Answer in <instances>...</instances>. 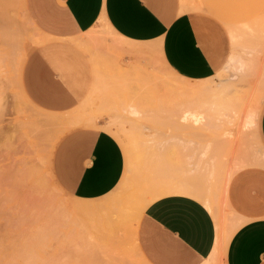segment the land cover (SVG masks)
I'll return each mask as SVG.
<instances>
[{
  "label": "rangeland",
  "instance_id": "obj_1",
  "mask_svg": "<svg viewBox=\"0 0 264 264\" xmlns=\"http://www.w3.org/2000/svg\"><path fill=\"white\" fill-rule=\"evenodd\" d=\"M202 1L182 0L188 7L193 2L192 11L207 14L224 24L230 38V54H233L218 73L205 80L218 89L215 96H183L178 92L186 85L204 80L176 75L161 61L154 46L146 44L143 54L134 55L122 51L111 34L102 31L96 34L95 30L87 34L89 39L101 36L105 41L103 52L99 53L98 38L87 48L92 66L99 74L97 81H101L98 90L89 91L85 105L76 116H101L103 127L122 145L126 166L118 186L108 195L91 200L96 203H87L74 200L62 190L51 169L56 140L76 122L53 120L65 116L39 109L21 90L19 79L24 57L44 37L28 15L26 0H0V12L9 10V24L21 42L19 68L0 69L4 97V109L0 113V264H86L94 254L95 234L107 233L104 236L107 240L97 243L102 247L104 243L109 244L110 229L132 222L136 226L135 217L165 191L166 184L162 183L192 185L211 192L215 202L222 204L221 187L224 180L232 177L231 167L234 166V174L236 165L244 167L250 162V165L264 166V145L257 135L260 109L264 105V0L255 3L254 0H218L234 4V25L201 7ZM3 24L0 18V25ZM171 87L174 91H169ZM223 99L244 102L245 106L248 103L249 110L252 104V114L247 117L246 110L240 108V115L229 114L225 120L223 111L217 110ZM230 121L237 124L234 143L226 140L224 133ZM16 127H21L23 136L18 135L21 132ZM25 131L34 136L38 133L36 136L42 139H32L33 134L26 136ZM118 136L129 142V146ZM36 140L39 145L33 151ZM26 141L32 148L25 145ZM257 155L260 161L255 160ZM32 167L40 172L37 170V175H32ZM81 203L87 204L83 205L85 210L101 206L91 212L83 211ZM232 213L225 206L219 213L221 229L224 237L227 236L225 245L221 256L205 264H225L229 240L237 230L230 227L231 222H241ZM220 219L227 221L222 223ZM72 245L79 248L73 257ZM88 245L91 250H87Z\"/></svg>",
  "mask_w": 264,
  "mask_h": 264
},
{
  "label": "crops",
  "instance_id": "obj_2",
  "mask_svg": "<svg viewBox=\"0 0 264 264\" xmlns=\"http://www.w3.org/2000/svg\"><path fill=\"white\" fill-rule=\"evenodd\" d=\"M199 5L234 25V4L204 0ZM191 7L182 0H26L28 15L44 39L24 57L21 90L39 109L65 116L53 120L93 117L64 130L52 150L53 176L74 200L96 203L91 200L108 195L121 183L126 167L122 145L103 127L102 117L76 116L101 81L87 48L98 38L99 53L103 52L105 41L87 34L93 30L111 34L125 53L143 54L146 44L154 46L178 76L207 80L229 56L233 58L230 38L222 22ZM260 110L257 135L264 145V105ZM162 184L165 191L137 215L136 226L110 229L109 244L102 247L97 243L106 241L107 233L95 234L94 254L86 264H205L221 256L224 247L216 219L224 206L241 220L231 222L237 230L229 240L225 264H264V166H244L224 180L222 204L211 192L192 185ZM76 249L72 245V257Z\"/></svg>",
  "mask_w": 264,
  "mask_h": 264
},
{
  "label": "bare ground",
  "instance_id": "obj_3",
  "mask_svg": "<svg viewBox=\"0 0 264 264\" xmlns=\"http://www.w3.org/2000/svg\"><path fill=\"white\" fill-rule=\"evenodd\" d=\"M6 12H4V11H1L0 12V18L4 21V24L3 25H0V44H1V46H0V69L1 68H9V67H11V69H15V68H18V56H19V47H20V41L16 38V35H15V33H14V30H12V26L9 24V22H10V19H11V16H10V13L7 11V10H5ZM20 42V43H19ZM165 64V63H164ZM168 68V67H167ZM171 70V69H170ZM172 71V70H171ZM173 72V71H172ZM2 74H3V71L1 72L0 71V77L2 76ZM177 75V74H176ZM3 77V76H2ZM3 78H0V83L3 81L2 80ZM2 80V81H1ZM205 81V80H204ZM201 82V83H199V84H193V85H186V87H184L183 88V90H182V88H180L181 90L180 91H178V92H181V93H183L184 95L183 96H185L186 94L187 95H190V96H193V97H203V96H205V95H207V94H212V96H215L216 94H217V92H218V89H216V87L215 86H213V84H212V82H210V81H205V82ZM171 86V85H170ZM0 87H1V84H0ZM176 90H178V88H175ZM174 91L173 90V88L171 87L170 89H169V91ZM181 93H178V95L179 94H181ZM182 95V94H181ZM217 98V97H216ZM3 99H4V97H3V95H2V89L0 88V113H1V111H2V109H4V107H3ZM221 100V99H220ZM219 101V100H218ZM235 101H237V100H235ZM235 101H231V99H229V100H224L223 99V101L218 105V108H217V110L219 111V109H220V112L221 111H223L222 112V114H223V116L225 117V120L227 119L228 120V115L229 114H232L233 116H238V115H240V111H241V109L240 108H242V110H246V114H247V117H250V115L252 114V110H253V108H251L252 107V104H251V106H250V110H249V108H247L246 109V106H248L247 104H246V106L244 105V102H243V104H241V102L239 103L238 101L237 102H235ZM246 103V102H245ZM5 105V104H4ZM255 108V107H254ZM256 108L257 109H259V105H257L256 106ZM255 108V109H256ZM220 112H218V114H219V116H220ZM221 114V115H222ZM1 116V115H0ZM222 116V117H223ZM86 120H93V117H90V118H88V119H86ZM69 122H72V121H74V118L73 119H70V120H68ZM77 121H80L79 119H77V120H75V122H77ZM235 122V121H234ZM66 123H67V121H66ZM230 123H231V121H230ZM23 124V123H22ZM69 125V124H68ZM229 125V126H228ZM227 126H228V128H227V130H226V132H224L225 134H226V140H230L231 142H235V138H236V127H237V124L235 123H231V124H228ZM19 126H21V127H24L23 125H19ZM21 127H19V129H18V127H16L17 129H18V131L19 132H21V134H18V135H20V137L21 136H23V133H24V131H23V133H22V131L20 130V128ZM25 128V127H24ZM120 128V127H119ZM27 130H28V128H26ZM32 129V128H31ZM30 129V130H31ZM226 129V128H225ZM12 131V130H11ZM8 132V131H7ZM9 132H10V130H9ZM19 132H17V133H19ZM28 131H25V134H26V136H28L29 134L31 135V134H33V133H27ZM32 132V131H31ZM219 133V132H218ZM222 133V132H221ZM28 134V135H27ZM38 134V133H37ZM37 134H35V136H34V134L33 135H31V137H32V139L34 138V139H37V137H39V136H36ZM29 135V136H30ZM41 135V134H40ZM16 136H17V134H16ZM34 136V137H33ZM18 137V136H17ZM19 137V138H20ZM40 138V140L42 139L41 137H39ZM218 139V138H217ZM28 140V139H27ZM213 140V139H212ZM215 141V140H214ZM31 142H32V140H31ZM225 142V141H224ZM26 144V146H28V148L32 145L31 143L29 144V142H25ZM29 145H28V144ZM37 143V140H36V142H34V144H36ZM223 143V142H222ZM24 145V144H23ZM37 145H39V144H36V147H34L33 145V151L35 150L36 151V149H34V148H37ZM32 146H31V148H32ZM39 148L41 147V146H38ZM30 148V149H31ZM38 148V149H39ZM30 149H29V151H30ZM40 150V149H39ZM31 151H32V149H31ZM39 152V151H38ZM41 152V151H40ZM36 153V152H35ZM244 155H246V154H244ZM32 156V155H31ZM35 156V155H34ZM243 156V155H242ZM248 156L250 157V156H253V155H250V154H248ZM24 157V156H23ZM240 157V156H239ZM26 158V157H25ZM31 158V157H30ZM29 158V159H30ZM33 158V157H32ZM31 158V159H32ZM243 158V157H242ZM246 159H247V157H245ZM244 158V159H245ZM27 159V158H26ZM26 159H24V162H25V160ZM243 159V160H244ZM254 159V158H253ZM241 160V159H240ZM255 160H257V161H260V157L257 155V157H256V159ZM255 160H253V161H255ZM29 161H31V160H29ZM242 161V160H241ZM248 161V160H247ZM252 161V160H251ZM33 162V161H32ZM249 162V161H248ZM35 163V162H34ZM243 163V162H242ZM245 163H246V161H245ZM245 163H243V164H245ZM252 163H254V162H252ZM257 163V162H256ZM24 164V163H23ZM33 164V163H32ZM36 164V163H35ZM248 164V163H247ZM251 163L249 162V165H250ZM240 165V164H239ZM23 166H26V165H23ZM234 167V166H233ZM233 167H231V169L233 170ZM242 167V166H241ZM241 167H238L237 165H236V167L235 168H237V170L239 169V168H241ZM28 169V168H27ZM28 170H30V169H28ZM39 171V169H36L35 167L33 168L32 167V171H31V174L32 175H35L36 173H38V171ZM232 170L230 171V173L229 174H232L233 175V172H232ZM40 172V171H39ZM232 172V173H231ZM27 173V172H26ZM24 174V173H23ZM30 174V173H29ZM30 174V175H31ZM27 175H28V173H27ZM29 175V176H30ZM37 175V174H36ZM38 177V176H37ZM30 178H32V177H30ZM39 179V178H38ZM42 179V178H41ZM26 179H24V181H25ZM38 182V181H37ZM226 182V181H225ZM139 190V189H138ZM142 190V189H141ZM136 192V191H135ZM140 194V193H139ZM155 194H157V193H155ZM158 194H159V192H158ZM137 195V194H136ZM139 196V195H138ZM137 200H139V199H137ZM140 201V200H139ZM138 201V202H139ZM140 203H142V202H140ZM137 204V203H136ZM141 205V204H140ZM101 205H99V206H92V207H94V208H92L91 210H98V208H96V207H100ZM220 206V205H219ZM141 207V206H140ZM89 208H91V207H89ZM139 208V207H138ZM83 209V208H82ZM87 209H88V206H87ZM85 210V208L83 209V211ZM91 210L90 209H88V210H85V211H90L91 212ZM139 211H140V209H138ZM1 212V211H0ZM135 214V213H134ZM141 214V213H140ZM137 215V214H136ZM135 218H137V217H135ZM218 218H221V217H218ZM217 217H216V219L219 221V219H218ZM223 219V218H222ZM230 219V218H229ZM229 219H228V221H229ZM221 220V219H220ZM226 220V219H225ZM230 220H232V219H230ZM132 221V220H131ZM227 221V220H226ZM226 221L225 222H222V220H221V222L222 223H226ZM132 223H134V222H132ZM134 225H135V223H134ZM230 230V229H229ZM225 237H227V236H225ZM224 237V238H225ZM217 242H220V241H217ZM221 243V242H220ZM224 243H225V241H224ZM223 243V244H224ZM221 245V244H220ZM225 245V244H224ZM221 246H223V245H221ZM222 248H224V247H222ZM218 250V249H217ZM222 250V249H221ZM222 252H223V250H222Z\"/></svg>",
  "mask_w": 264,
  "mask_h": 264
}]
</instances>
